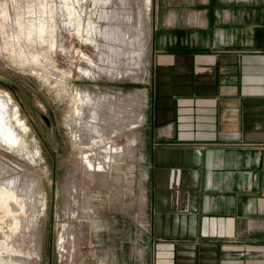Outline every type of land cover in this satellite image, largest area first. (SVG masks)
<instances>
[{"label":"rangeland","instance_id":"374dc122","mask_svg":"<svg viewBox=\"0 0 264 264\" xmlns=\"http://www.w3.org/2000/svg\"><path fill=\"white\" fill-rule=\"evenodd\" d=\"M61 1L0 0V91L10 98L0 100V264H154L142 126L149 40L165 32L156 22L173 20L215 44L223 34L212 30L211 0H73L88 43L63 24ZM74 92L92 99L80 141L72 134L82 120L71 115ZM108 144L115 150L101 167L85 164V151Z\"/></svg>","mask_w":264,"mask_h":264},{"label":"crops","instance_id":"0c3cea01","mask_svg":"<svg viewBox=\"0 0 264 264\" xmlns=\"http://www.w3.org/2000/svg\"><path fill=\"white\" fill-rule=\"evenodd\" d=\"M208 8L223 34L215 44L173 20L156 22L165 32L149 40L142 126L152 258L264 264V0Z\"/></svg>","mask_w":264,"mask_h":264},{"label":"bare ground","instance_id":"6f19581e","mask_svg":"<svg viewBox=\"0 0 264 264\" xmlns=\"http://www.w3.org/2000/svg\"><path fill=\"white\" fill-rule=\"evenodd\" d=\"M81 1L82 0H79V4L81 3ZM40 2V1H39ZM52 2H54V1H52ZM56 2V1H55ZM55 2H54V5H55ZM62 2V1H61ZM77 2H74L73 0H63V6H64V8L66 9L65 11H66V16L62 19L63 20V24H66L67 25V28H68V30L70 31V33H74L76 36H79V38H80V40L82 41V40H84L83 42H87L88 43V41H87V37L85 36V37H83L84 35H83V30H84V28L86 27L85 25L86 24H84V22H83V20H82V17L80 16V11H78L77 10V5L76 4H78ZM53 3H51L50 5H52ZM49 5V4H48ZM53 5V6H54ZM58 5V4H57ZM4 6V5H3ZM52 6V7H53ZM63 6H61V4L59 3V5H58V8L60 7H63ZM49 7H51V6H49ZM55 7V6H54ZM2 8H4V7H2ZM41 8V7H40ZM5 10V9H4ZM8 10V9H7ZM45 10V9H44ZM53 10H55V8L53 9ZM63 10V9H62ZM49 11H50V9H49ZM51 11H52V9H51ZM50 11V14L51 13H55L54 11L53 12H51ZM65 11H64V15H65ZM40 12V11H39ZM60 12V11H59ZM58 12V13H59ZM4 15H6V14H4ZM38 15V14H37ZM52 15V14H51ZM58 15V14H57ZM63 15V16H64ZM44 16V15H43ZM47 16V15H46ZM54 16V15H53ZM52 16V17H53ZM5 17V16H4ZM37 17V16H36ZM47 17H50V16H47ZM52 17H51V19H52ZM55 17V16H54ZM53 17V18H54ZM7 18V17H6ZM9 18H10V16H9ZM58 18V17H57ZM5 19V18H4ZM37 19V18H36ZM9 20V19H8ZM48 20V19H47ZM52 21V20H51ZM7 22V21H6ZM33 22V21H32ZM36 22H37V20H36ZM46 22H48V21H46ZM53 22V21H52ZM55 22V21H54ZM59 22V21H58ZM49 23V22H48ZM21 24V23H20ZM40 24V23H39ZM54 24H56V23H54ZM17 25H18V23H17ZM26 25V24H25ZM35 25H37V24H35ZM61 25V24H60ZM20 26V25H19ZM51 26V25H50ZM50 26H48V27H50ZM54 26V25H53ZM53 26H51V29L53 28ZM47 27V28H48ZM55 27V26H54ZM37 28H39V27H37ZM46 27H45V29H47ZM44 29V28H43ZM58 29V28H57ZM53 30H54V28H53ZM56 30V29H55ZM60 30V29H59ZM58 30V31H59ZM37 31V30H36ZM46 31V30H45ZM48 31V30H47ZM141 31V30H140ZM38 32H39V30H38ZM50 32H51V30H50ZM43 33H44V31H43ZM52 33V32H51ZM50 33V34H51ZM37 34V33H36ZM40 35V34H39ZM43 35V34H42ZM74 35V36H75ZM27 36V35H26ZM29 36V35H28ZM50 36V35H49ZM54 36H56V35H54ZM71 36V35H70ZM40 37V36H39ZM39 37H37V38H39ZM52 37V36H51ZM27 38V37H26ZM29 38V37H28ZM42 38V37H41ZM77 38V37H76ZM40 39V38H39ZM51 40V39H50ZM52 40L54 41L55 39H53L52 38ZM51 40V41H52ZM45 41H46V39H45ZM42 43V42H41ZM49 43V42H48ZM51 44H52V42H50ZM53 43H55V42H53ZM80 43V42H79ZM82 43V42H81ZM40 44V43H39ZM50 44V45H51ZM56 44V43H55ZM84 44V43H83ZM73 45V44H72ZM139 45V44H138ZM53 46V45H52ZM60 46V45H59ZM51 48V47H50ZM52 49V48H51ZM70 49H71V46H70ZM72 50V49H71ZM141 50V49H140ZM41 51H43V49L41 50ZM41 51H39V53L41 52ZM36 52V51H35ZM38 52V51H37ZM43 53V52H42ZM41 53V54H42ZM44 54V53H43ZM48 54V53H47ZM73 54L75 55V56H78L77 58H81V57H84L86 60H88V61H91V56H89V55H87L86 53H84L83 51H82V49L79 47V46H74V49H73ZM73 55V56H74ZM38 56V55H37ZM45 56H46V53H45ZM19 57V56H18ZM32 58H34V57H32ZM36 58V57H35ZM40 58V57H39ZM46 58V57H45ZM19 59V58H18ZM38 61V60H37ZM37 61H36V63H37ZM32 64V63H31ZM31 64H29V65H31ZM55 64V63H54ZM53 64V65H54ZM28 65V66H29ZM38 67V66H37ZM34 68H36V66L34 65ZM57 69V68H56ZM59 69V68H58ZM77 69L79 70V71H81V73H83V74H88V72L90 71V70H88V69H85V68H81V67H79V66H77ZM111 69H113V68H111ZM115 69V68H114ZM38 70V69H37ZM30 71H33L34 73H36L37 71L35 70V69H33L31 66H30ZM41 71V70H40ZM39 71V72H40ZM125 71L126 70H124V69H118V73H125ZM115 72V71H114ZM136 72L137 73H135L134 71H132V72H130L131 74H133L134 76H140L139 75V70H136ZM49 73V72H48ZM37 74H39L38 72H37ZM40 74H41V72H40ZM44 74V73H43ZM43 74H41V75H43ZM46 74H47V72H46ZM49 74H51V73H49ZM61 85H62V82H61V79H59V82H58V87L59 88H61ZM69 97V102H70V108H71V115H72V117H73V115H80L81 116V121L79 122V129H77V132L76 133H72L73 134V136H74V138H75V140H79L80 141V139H82V134H81V130H83V129H86L89 125H88V117L86 116V111L88 110V115H89V110L91 109L90 108V101H92V99L90 100V98H89V95H82V94H80V93H77V92H74V93H69V95H68ZM0 100H2L4 103H8V101L10 102V98H9V96L5 93V92H3V91H0ZM107 100V99H106ZM92 105V104H91ZM134 114V113H133ZM136 117H138V114H136ZM92 120V119H91ZM135 120H136V118H135ZM74 123V122H73ZM78 123V122H77ZM99 134H101V133H99ZM106 135V134H105ZM99 136V138L98 139H100L101 141H102V139H104L105 140V138H103V137H101L102 135H98ZM86 137H88V136H86ZM90 137L91 136H89L87 139H90ZM92 139V138H91ZM90 141V140H89ZM110 140H108V142H109ZM93 142V141H92ZM103 142V141H102ZM87 143H88V141H87ZM90 143V142H89ZM21 144H24V142H21ZM100 144V143H99ZM103 144V143H102ZM107 144V143H106ZM113 144V143H112ZM114 145V144H113ZM22 146V145H21ZM20 146V147H21ZM91 146V145H90ZM117 146V145H116ZM90 148V147H89ZM93 148V147H92ZM115 150V147H111L109 144L108 145H103V147L102 148H100V147H98L97 149H93V150H87V151H85L83 154H82V158H83V161L85 162V164L88 166V165H91L92 167H97L96 165H100V167H101V165H102V163H103V160L105 159V158H107V157H110V154L113 152ZM120 153V152H119ZM117 154V153H116ZM111 155H113V154H111ZM117 155H119V154H117ZM111 160V159H110ZM107 161H108V159H107ZM90 167V166H89ZM92 167H90V168H92ZM0 190H2V189H0ZM11 190V189H10ZM4 191V190H3ZM2 191V192H3ZM8 191V190H7ZM1 192V191H0ZM11 192V191H10ZM14 192H12L11 194L12 195H14L13 194ZM2 194V193H1ZM10 194V193H9ZM5 195V194H4ZM18 195V194H17ZM16 195V196H17ZM1 196H3V194L1 195ZM8 196V194L6 195V197ZM15 196V197H16ZM2 198V197H1ZM3 199V198H2ZM13 200H14V198H12ZM16 199V198H15ZM6 200V199H5ZM18 200H19V198H18ZM2 201V200H1ZM3 202V201H2ZM5 202V201H4ZM3 202V204H5ZM7 202V201H6ZM15 219V218H14ZM62 238V237H61ZM60 238V239H61ZM61 241V240H60ZM62 244H63V242H62ZM61 244V256H63L64 255V252H68L69 251V248H68V246L66 245L65 246V244H63L62 245ZM59 245H60V243H59ZM27 253V252H26Z\"/></svg>","mask_w":264,"mask_h":264}]
</instances>
